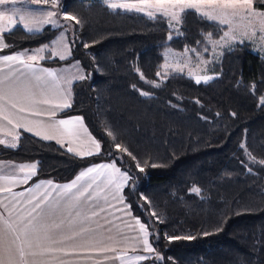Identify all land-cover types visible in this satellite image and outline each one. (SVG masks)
<instances>
[{"label": "trees", "instance_id": "16d2710c", "mask_svg": "<svg viewBox=\"0 0 264 264\" xmlns=\"http://www.w3.org/2000/svg\"><path fill=\"white\" fill-rule=\"evenodd\" d=\"M58 5L81 23L72 21L70 56L41 64L79 61L86 78L71 84V107L61 115L83 117L101 154L81 159L54 142L20 132L15 148L0 144V160L36 163L30 181L65 182L86 165L120 156L117 166L130 176L123 196L133 216L150 224L148 238L161 257L155 264H264V164L259 163L264 160L259 99L264 96V55L234 44L221 51L207 83L179 73L159 80L164 48H198L204 44L197 46V41L208 33L218 38L224 27L190 11L177 25L179 32H172L162 16L113 11L99 0H58ZM252 5L264 10V0H252ZM55 32L29 33L15 25L1 34L8 47L0 53L49 44ZM116 143L136 160L117 151ZM193 186L201 189L199 195L189 192ZM188 235L194 239H167Z\"/></svg>", "mask_w": 264, "mask_h": 264}, {"label": "snow or ice", "instance_id": "6c2138e0", "mask_svg": "<svg viewBox=\"0 0 264 264\" xmlns=\"http://www.w3.org/2000/svg\"><path fill=\"white\" fill-rule=\"evenodd\" d=\"M102 3L107 6L110 10L121 9L125 12H137L144 13L150 19H155L157 16H162L167 19L168 27L173 30L179 32V28L177 25L182 24L183 16L192 11L202 18L210 21L218 23L220 26H228L229 30L224 32L223 36L219 38V40H213V33H208L204 36V40L197 41V46L201 44H205L206 46L203 48V51L200 52L197 48L185 47L186 53H196L197 57L202 58L203 54L212 55L215 53L217 47L227 48L231 47L235 41V36L233 33L235 32V28L233 27V21L236 17H238L242 10H250L252 5V0H121V2H116V0H102ZM17 5H22L18 7ZM26 5H33L34 8H28ZM50 7H45L49 6ZM0 33L4 31L11 30V28L18 23H21L27 20V23H23V28L29 33H38L41 31L42 27L45 25L51 26L53 28H63L64 30L60 33V36L57 37V40L51 42V45L45 44L41 48L33 50L34 53H41L45 50L52 51V55L50 57L39 56V60L44 59H53L59 58L61 61L66 60L68 57L64 55H60L58 51L53 50L58 41L66 40V33L69 30V25L67 23H61L58 19V16L61 13V10L58 5V0H0ZM55 9V10H53ZM211 9V12L208 11ZM260 16H264V13H259ZM19 16V20L16 17ZM63 20L65 22L75 21L76 24H80L81 21L74 15H71L67 12H63ZM7 24V28H5L4 24ZM255 34V33H253ZM172 34L170 32L168 39L171 40ZM71 43L75 44V39L71 41ZM243 43V40H241ZM210 45L212 48V53H209L208 46ZM65 48H68V44L65 43ZM3 48H7L8 45H2ZM84 47L87 49L90 47L88 44H84ZM29 50H25L24 53L14 52L11 55H0V62H5L8 64L10 70L12 66L18 62L20 65H23L26 72H20L14 78L5 77L4 79H0V102L8 100V93H12L17 90H23L25 92L29 91L30 81L32 79L40 82L45 79L44 75H36L35 62L38 61V56L36 54H32L28 56V61H32L33 63H28L23 56ZM171 52V50H166L165 54V65H162V68H165L166 71L162 74L161 72H157L156 76L161 77L162 80H166L170 74L179 73L182 74L184 72V65L178 60L176 67H172L167 63V53ZM183 55V54H180ZM70 56V49H69ZM204 63H208L209 61H202ZM77 67H79V61L76 62ZM41 73L46 74L47 77H51V80L47 81V84L51 87L58 83V73L57 70L51 68H42L39 70ZM137 72L140 70L137 69ZM30 74V75H29ZM86 77L80 76L79 79H85ZM140 78L143 80V73L140 74ZM211 76H203L196 79V83H201V81L207 83L209 80L213 79ZM147 83L152 84L154 87H159L160 85L155 81H146ZM70 85L72 83L71 80L67 81ZM135 87V85H133ZM7 89V93L5 91ZM253 93L255 92V88L252 89ZM69 92H66L65 95H69ZM142 95H148V93L142 92ZM260 106H264V96L260 98ZM34 103H43L50 104L49 100H43ZM10 107L15 109L16 104L10 102ZM71 107L70 103L63 104H54L51 105V112L49 115L51 117H55L57 115L56 110H64ZM20 112H24L25 109L21 107L19 109ZM235 115V113H233ZM0 118L7 120L9 124H12V120L8 115L4 114V104L0 103ZM71 121H75L76 124L70 123ZM83 131L87 132L86 126H83V117L75 116L70 117L69 119H60L55 121L52 127L55 129L63 137H79L81 135V128ZM15 128L25 127L23 124H16ZM25 130L31 132L32 129L26 128ZM39 135V133H36ZM109 136H113L111 131L108 132ZM18 139L19 137H15ZM44 140L54 139V136L46 135L43 136ZM58 143L63 147V141L58 140ZM4 140L0 139V144H3ZM71 140H69V144ZM92 143L96 146V151H82L75 152L74 149L69 146L66 148L68 153H73L74 155L79 156L81 159L86 157H91L95 155H100L102 151V146L99 141H96L92 138ZM9 147L15 148L16 144L8 145ZM240 148L244 150L245 154L248 158L255 162V157L252 156L251 152L248 151L246 143H241ZM115 149L121 153H126L132 160H136V157L128 151L126 147H123L121 144L116 143ZM115 155L110 152L109 156ZM122 157L118 156L111 163H98L93 164L85 169H83L71 182L65 183L63 185H56L52 180L40 181L38 185L35 187L38 189L43 185H49L54 190L53 192H45L39 199L35 196L32 201H26L28 204L30 211L26 212L25 215H20L17 218V222L21 225L20 231H22L25 235V239L22 241V244L26 247H32V239L30 238L33 234L43 233L45 238L51 240L52 235L54 234L55 229H59L61 227L60 224H48L46 220L50 217L57 215L65 210V203H67V210L71 211L74 208H78L81 203V198H86L87 201H93L94 197L92 195V191L94 189V183L96 178H102L106 180V189H112L114 193H119L120 190L125 187L128 183H130V176L127 170H122L120 167H117V160H120ZM259 163L264 164V160L259 161ZM137 168L140 172L144 171V168L140 166V163L137 162ZM156 165H153L155 167ZM21 169H30V171L25 172L22 179L18 178L15 174H12L8 177H0V179H8L12 183H27L34 175H36L37 164H21L18 166ZM251 171V168H249ZM84 181L83 184H80L78 187V182ZM92 181V182H89ZM123 181V183H121ZM86 185V186H85ZM81 189H83L81 191ZM11 188H0V192H9L11 193ZM26 191H31V189H26ZM190 193H195L197 195L200 194L201 189L199 187L193 186L189 189ZM87 194V195H86ZM14 195L22 196L23 193H16ZM118 199L117 197H114ZM142 200H146V197H141ZM123 203V201H121ZM150 204V202H149ZM80 215V213H77ZM96 215V213H93ZM153 216L156 215L155 212L152 213ZM137 224L139 225V229L141 233L144 234L143 238V248L150 255L155 254V249L149 241V236L151 233L148 232L149 225L141 223L139 218L136 219ZM0 223L4 225L9 231L16 232L17 228L13 223L5 220L3 216H0ZM63 221H61V224ZM77 234H73V237H65V239H72ZM205 236L209 235V233H204ZM38 238V236H37ZM17 240L20 239L19 236L16 237ZM167 239L169 241L179 240V239H194L193 236L188 235L184 237L179 236H168ZM4 243V231L3 228H0V250L3 249ZM45 251L52 252H64V249L50 248ZM19 254L21 257V264H27L26 253L24 251V247L19 249ZM31 255H35V253H30ZM65 255L68 253L64 252ZM148 256L137 255L134 257L137 261H144L148 259ZM156 259L159 260L161 257L156 254ZM0 264H5V261L2 257H0ZM8 264H12V261L9 260Z\"/></svg>", "mask_w": 264, "mask_h": 264}, {"label": "crops", "instance_id": "0c3cea01", "mask_svg": "<svg viewBox=\"0 0 264 264\" xmlns=\"http://www.w3.org/2000/svg\"><path fill=\"white\" fill-rule=\"evenodd\" d=\"M20 26L23 28L22 25ZM1 34L2 33H0V49L3 45ZM31 49L15 52L24 53L25 50H29L23 56V59L28 63H33L32 61H28V56L32 53ZM12 53L14 52L0 53V55H11ZM39 56L50 57V54L45 50L41 55H38V61L35 62L36 75H44L45 79L40 82L32 79L28 92L17 90L8 93V100L0 102L4 104V114L8 115L12 120V124H9L7 120L0 118V139L4 140L2 145L8 146L16 144L17 139L15 137H17L20 132H24L41 140H44L42 137L46 135L54 136V139L45 141L54 142L65 151L67 147L71 146L75 152H95L96 146L92 143V138L94 137L88 129L87 132H84L83 127L77 125L81 128V135L79 137L70 138L61 136L52 127L57 120H67L70 117L79 116L61 115L66 109L62 111L57 109V115L55 117L49 115L52 110L51 105L70 103L71 94L65 95V93H70V86L74 81L70 85L67 84L65 86L58 74V83L50 87L47 81L51 80V77H47L46 74L41 73L39 70L42 68L55 69V67L42 65V60H39ZM26 71L23 65H20L18 62L12 66L11 70L7 63L0 62V79H4L5 77L14 78L20 72ZM5 91L7 93V89H5ZM43 100H49L50 104L34 103ZM10 102L16 104L15 109L10 107ZM21 107L25 109L24 112L19 111ZM18 123L23 124L25 127L15 128L14 126ZM70 123L76 124L75 121H71ZM83 126H85L84 122ZM29 127L32 129L31 132L25 130ZM36 133H39V135ZM58 140L63 141V147L57 142ZM69 140H71L70 144ZM69 154L74 155L73 153ZM111 162L112 161H98L91 163L79 169L68 181H52L56 185H63L71 182L83 169L93 164ZM21 164H30V162L17 163L10 160H0V177H8L15 174L18 178L22 179L24 173L30 171V169L19 168L18 166ZM47 180L50 179L28 180L25 184L20 182L12 183L8 179H0V188H11L12 190L11 193L0 192V216H3L5 220L13 223L17 228L16 232H12L0 223V228H3L4 231V243L3 249L0 250V257L4 259L5 264H8L9 260L12 261V264H21V257L19 254V249L21 247H24L27 264L151 263V261H148L151 255L143 248L144 234L141 233L139 225L136 222L137 217L133 216L124 199V187L119 193H114L112 189H106V180L99 177L96 178L94 189L91 190L94 197L93 201L89 202L86 198H81L80 206L71 211L67 210V203H65L64 211L46 220L48 224L55 223L61 225L59 229L54 230L51 240L45 238L44 234L41 232L33 234L30 237L32 239L31 248L24 246L22 241L25 239V235L20 231L21 225L17 222V218L20 215H25L26 217V212L30 211L26 201H32L34 196L39 199L45 192L54 191L49 185H43L38 189L35 187L40 181ZM83 183L84 181L78 182V187ZM121 183H123V181H121ZM26 189H31V191H26ZM82 190L83 189H81V191ZM16 193H23V195H14ZM117 196L118 199L114 198ZM121 201H123V203H121ZM77 213H80V215H77ZM93 213H96V215H93ZM61 221H63L62 224ZM74 233L77 234L74 238L65 239V237H73ZM17 236L20 237L19 240L16 239ZM50 248L64 249V252L68 253V255H65L64 252L49 253L45 251ZM30 253H35V255H31ZM137 255H144L149 258L144 261H137L134 259Z\"/></svg>", "mask_w": 264, "mask_h": 264}, {"label": "rangeland", "instance_id": "374dc122", "mask_svg": "<svg viewBox=\"0 0 264 264\" xmlns=\"http://www.w3.org/2000/svg\"><path fill=\"white\" fill-rule=\"evenodd\" d=\"M102 2V0H99ZM116 2H121V0H116ZM18 7H21L22 5H17ZM28 8H34L35 6L33 5H26ZM45 7H50L45 6ZM3 10V9H0ZM55 10V9H53ZM121 10V9H120ZM209 12H211V9H208ZM259 13H264V10H257L251 5L250 10H242L240 15L236 17L233 21V27L235 28V32L233 35L235 36V41L232 45L234 44H240L241 40H243L244 44L248 45V48L250 49L251 52L257 53L259 55H264V16H260ZM144 16H146L144 13H139ZM17 20H19V16L16 17ZM58 19L61 21V23H67L69 25V30L66 33V40L64 41H58L57 44L55 45L54 49L55 51H58L60 55H64L66 57L69 56V39L72 36L73 32V26H72V21L65 22L63 20V13L61 12L60 15L58 16ZM166 19V18H165ZM167 21V19H166ZM28 21L25 20L21 23H18L17 25H22L23 23H27ZM168 23V21H167ZM218 24V23H217ZM5 28H7V24H4ZM224 29L222 30L221 35L213 40H219L221 36H223L224 32L228 31L229 28L228 26H223ZM44 28H50V29H55V35L49 42V45H51V42L54 40H57V37L60 36V33L64 30L63 28H53L51 26L45 25L42 27ZM41 29V30H42ZM170 31L174 32L173 30L170 29ZM255 33V34H253ZM65 43L68 44V48H65ZM206 45L204 44L203 46H200L197 48L198 51L202 52L203 48ZM209 49V53H212V48L210 45H207ZM42 46H38L34 49H31V55L36 54L41 55V53H34L33 50L39 49ZM228 48V47H227ZM225 48H220L217 47L215 50V53L212 55L209 54H203L202 58L197 57L196 53H186L184 52L185 49L182 51H175L171 50L169 48H164L161 52V57L162 61L160 64L159 72L162 74L166 71L165 68H162V65H165L166 60H165V54L166 50H171V52L167 53L168 59L167 63L171 65L172 67H176L177 61L179 60L183 65H184V72L182 73L185 76L190 77L194 82H196V79L199 77L203 76H211L214 77L215 74L212 71V66L217 62V60L220 57L221 51ZM50 54L52 55V51L47 50ZM183 54V55H180ZM58 58V57H57ZM59 59V58H58ZM202 61H209L208 63H204ZM55 69L57 70L62 83L66 86L68 83L67 81L71 80L76 81L79 79L80 76H83V70L81 67H77L76 61L71 62L68 65H59V66H54ZM159 80H162L161 77H158ZM203 82V81H201ZM34 162H30V164H33ZM119 167V166H117ZM121 168V167H120ZM123 170V169H122ZM152 261L151 263L148 264H155L156 259V254H152ZM154 259V260H153Z\"/></svg>", "mask_w": 264, "mask_h": 264}]
</instances>
